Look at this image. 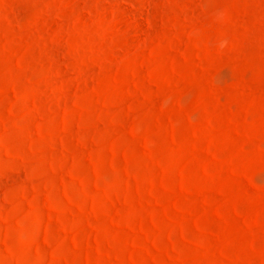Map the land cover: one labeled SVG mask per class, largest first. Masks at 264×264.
<instances>
[{"label": "rangeland", "instance_id": "1", "mask_svg": "<svg viewBox=\"0 0 264 264\" xmlns=\"http://www.w3.org/2000/svg\"><path fill=\"white\" fill-rule=\"evenodd\" d=\"M0 264H264V0H0Z\"/></svg>", "mask_w": 264, "mask_h": 264}]
</instances>
